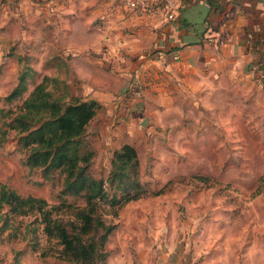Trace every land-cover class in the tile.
I'll use <instances>...</instances> for the list:
<instances>
[{"label":"rangeland","instance_id":"rangeland-1","mask_svg":"<svg viewBox=\"0 0 264 264\" xmlns=\"http://www.w3.org/2000/svg\"><path fill=\"white\" fill-rule=\"evenodd\" d=\"M19 29L17 23L1 17L0 109L17 108L44 75L58 79L49 88L65 101L87 97L89 86L97 83L105 89L113 87L116 116L104 121L100 114L87 128L85 139L94 151L89 173L107 180L113 149L131 140L139 153L141 181L151 191L164 188L159 196L116 203L118 216L109 218L117 226L106 245L115 257L136 263L264 264V84L254 74L244 72L237 82L200 79L202 88L220 84L222 92L197 104L187 100L190 95H179L171 110L150 99L157 92L143 94L141 82L123 84L121 76L110 72L112 63H99L106 71L93 76V62L72 60V52L51 51L44 59L45 47L34 46L32 51L18 46L20 40L12 38ZM23 71L29 73L27 90L7 102L5 96ZM129 100L139 104L145 121L136 116L130 121ZM5 122L9 119L0 114V127ZM18 138L8 129L0 144V185L41 197L50 205L63 200L81 203L77 197L61 194L64 175L59 169L45 172L27 167ZM61 210L65 216L71 213L66 207ZM33 219L32 215L17 217L14 222L24 227Z\"/></svg>","mask_w":264,"mask_h":264},{"label":"crops","instance_id":"crops-1","mask_svg":"<svg viewBox=\"0 0 264 264\" xmlns=\"http://www.w3.org/2000/svg\"><path fill=\"white\" fill-rule=\"evenodd\" d=\"M122 3L123 0H0V19L5 16L6 22L20 27L19 34L12 38L20 40L18 46L32 51L34 46H43L44 59L51 51L65 50L64 55L72 52V60L93 62V76L106 71L99 63H112L110 72L121 76L123 84L141 82L145 86L143 94L157 92L150 99L171 110L176 108L179 95H190L187 100L197 104L214 92H222L219 83L202 88L200 79L237 82L242 73L255 75L261 69L264 0H186L185 9L171 22L128 11ZM89 88L91 93L83 99L100 104L90 123L100 114L104 121L114 118V88L105 89L102 83ZM127 106L130 121L135 116L138 121L146 120L138 112L139 104L129 100ZM124 143L135 146L131 140ZM5 235L0 234V264H68L53 257L42 258L23 242V247H13L19 241L9 242ZM108 251L100 264H191L186 260L136 263L115 257L109 248Z\"/></svg>","mask_w":264,"mask_h":264},{"label":"trees","instance_id":"trees-1","mask_svg":"<svg viewBox=\"0 0 264 264\" xmlns=\"http://www.w3.org/2000/svg\"><path fill=\"white\" fill-rule=\"evenodd\" d=\"M185 7L186 0L179 16ZM260 67L255 77L264 84V62ZM28 77V71L20 73L16 86L5 96L7 102L22 96L27 90ZM51 83H58V79L44 75L17 108L0 109V114L9 119L4 128L0 127V144L7 130H14L19 136L18 147L26 151L27 167L43 168L45 172L59 169L64 175L61 194L77 197L81 203L72 205L63 200L50 205L41 197L21 195L2 184L0 234L6 233L9 242L25 243L42 258L53 257L68 264H100L109 255L106 245L117 226L109 218L118 216L116 203L149 194L159 196L164 188L151 191L144 185L138 150L127 143L113 150L107 180L93 177L88 169L94 151L85 136L100 104L79 96H72L69 101L55 97L49 88ZM63 207L71 213L65 216ZM30 215L34 219L24 227L14 222L17 217Z\"/></svg>","mask_w":264,"mask_h":264},{"label":"built area","instance_id":"built-area-1","mask_svg":"<svg viewBox=\"0 0 264 264\" xmlns=\"http://www.w3.org/2000/svg\"><path fill=\"white\" fill-rule=\"evenodd\" d=\"M122 4L128 11L171 22L178 18L184 0H123Z\"/></svg>","mask_w":264,"mask_h":264}]
</instances>
